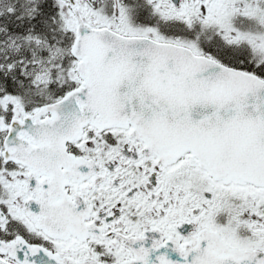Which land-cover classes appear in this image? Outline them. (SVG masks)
<instances>
[{"label":"snow or ice","instance_id":"1","mask_svg":"<svg viewBox=\"0 0 264 264\" xmlns=\"http://www.w3.org/2000/svg\"><path fill=\"white\" fill-rule=\"evenodd\" d=\"M0 264H264V0H0Z\"/></svg>","mask_w":264,"mask_h":264}]
</instances>
